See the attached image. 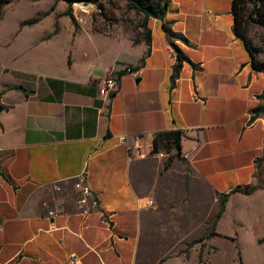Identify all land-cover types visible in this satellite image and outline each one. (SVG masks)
<instances>
[{"label": "crops", "instance_id": "crops-1", "mask_svg": "<svg viewBox=\"0 0 264 264\" xmlns=\"http://www.w3.org/2000/svg\"><path fill=\"white\" fill-rule=\"evenodd\" d=\"M232 2L170 0L165 21L188 40L172 43L197 66L184 63L173 88L176 53L159 20L148 21L150 48L135 43L126 18L117 33L78 26L64 1L18 21L0 50V264H140L142 248L166 244L157 215L190 208L161 206L162 176L143 168L163 158L131 157L123 135L151 147L158 133H182L176 168L212 193L217 214L227 197L214 236L229 214L230 222L264 215V115L252 119L264 73L233 32ZM109 76L120 90L107 106L98 83ZM83 172L86 198L75 187ZM236 188L253 192L231 194Z\"/></svg>", "mask_w": 264, "mask_h": 264}, {"label": "rangeland", "instance_id": "rangeland-1", "mask_svg": "<svg viewBox=\"0 0 264 264\" xmlns=\"http://www.w3.org/2000/svg\"><path fill=\"white\" fill-rule=\"evenodd\" d=\"M46 1H15L13 8L0 22V50H5L12 43L18 21L29 15L36 16L46 7ZM103 3L104 12L86 2L76 3L71 7L61 3L60 6L65 14H71L74 21L76 19L78 26L94 25L95 20L100 22L101 18H105L103 26H100V31L104 33H117L120 29L128 28L122 21L124 18L136 22V25L140 20L135 17L136 13L129 8L126 0H104ZM253 8V3L245 2L243 31L251 41L257 59L264 62V27L254 23ZM47 24L48 21L45 22V25ZM129 30L132 31V27ZM133 36L135 37L134 34ZM162 149L165 157L160 164L157 161H148L143 169L149 176H162V179L159 178L162 182L158 181V186L161 187V193L158 194L161 206H187L190 212L181 216L157 215L158 223L166 225L170 236L165 240V245L142 248L144 260L148 261H142L140 264H156L161 258L178 252H188L194 248L199 249L198 252L168 264H264V215H249L236 222H230L229 214L219 227V235L214 236L213 222L219 211V202L216 203L212 193L204 191L200 184H196L195 188L191 187L188 173L181 172L175 166V161L179 158L176 157L177 152L171 142L164 143ZM181 173L187 176L186 181L182 183L176 178ZM150 205L153 206L154 202L150 201ZM171 222L174 224L171 225Z\"/></svg>", "mask_w": 264, "mask_h": 264}, {"label": "trees", "instance_id": "trees-1", "mask_svg": "<svg viewBox=\"0 0 264 264\" xmlns=\"http://www.w3.org/2000/svg\"><path fill=\"white\" fill-rule=\"evenodd\" d=\"M15 0H1L0 1V21L3 18V15L5 13V9L7 6H9L11 3H13ZM56 1H64L66 2L69 7L76 3H83L87 2L89 4H92L96 6V8L104 12L105 6H104V0H56ZM251 2L253 3V21L254 23L263 26L264 27V0H233L232 2V15H233V32L235 36L239 39H241L245 45L246 50L248 51L250 58H251V65L252 67L259 72L264 73V62L260 61L256 57V51L254 47L251 44V41L245 36L243 28L245 23V15L243 14L245 2ZM129 8L136 13L135 17L139 18L138 23L136 25V22L130 21V25H132V32L135 35V43H139L141 38L145 41L147 46H151V32L148 29V21L149 19H156L162 22L163 29L165 30L167 34V38L169 42L172 44L175 53L177 62L173 66L172 76H171V87L173 88L175 85V82L179 78L180 71L183 67L184 63H189L193 68H196L197 66L193 64L180 50L177 46H175L172 41L173 40H180L181 42L188 44V40L179 33H176L172 30L171 24L165 21L169 2L170 0H126ZM71 15V14H69ZM37 19H32L24 23V25H33L38 22ZM105 18H101V21L98 20L94 21V27L97 31H100V26H103L102 23ZM101 23V24H100ZM141 29V30H140ZM102 32V31H100ZM150 51V50H149ZM258 99L261 101V104L252 110V119L257 118L259 115H264V92L262 95L258 96ZM181 138L182 133L180 131H165L161 132L155 135L154 142H153V152L159 153L163 151L162 146L164 143L171 142L172 145H174V148L176 149V157L180 158L181 156ZM243 193V194H251L253 192V189L245 190L242 188H236L231 192L232 193ZM227 202V197L222 196L221 197V209L220 212L216 215V220H219L222 216L224 210H225V204ZM215 224L213 225L214 230ZM214 234V233H213Z\"/></svg>", "mask_w": 264, "mask_h": 264}, {"label": "built area", "instance_id": "built-area-1", "mask_svg": "<svg viewBox=\"0 0 264 264\" xmlns=\"http://www.w3.org/2000/svg\"><path fill=\"white\" fill-rule=\"evenodd\" d=\"M98 90H99V95L103 98V100L106 102L108 106L111 97L117 94L120 90V80L110 76L105 77L104 79H101L100 82L98 83ZM119 141L120 143L127 146V149L131 157L140 158V159H146L149 157H155V158L165 157V154H163L162 152L154 153L153 145L150 147L146 138L144 137H136L133 139V141L129 142L128 136L123 135L119 138ZM75 187L84 198L92 194L91 189L87 184L86 172H83L77 177V182L75 184ZM96 205L97 202H94V206Z\"/></svg>", "mask_w": 264, "mask_h": 264}, {"label": "water", "instance_id": "water-1", "mask_svg": "<svg viewBox=\"0 0 264 264\" xmlns=\"http://www.w3.org/2000/svg\"><path fill=\"white\" fill-rule=\"evenodd\" d=\"M87 3V2H86ZM3 108L0 106V113L2 112Z\"/></svg>", "mask_w": 264, "mask_h": 264}]
</instances>
